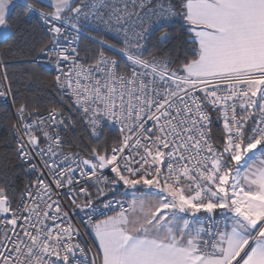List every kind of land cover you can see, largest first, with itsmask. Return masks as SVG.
<instances>
[{
    "label": "snow or ice",
    "instance_id": "6c2138e0",
    "mask_svg": "<svg viewBox=\"0 0 264 264\" xmlns=\"http://www.w3.org/2000/svg\"><path fill=\"white\" fill-rule=\"evenodd\" d=\"M20 6L51 33L40 52L98 139L65 152L71 117L53 107L26 119L39 109L16 105L34 179L19 194L0 186V264H264V0H0V41ZM177 24L183 59L146 49L150 30L163 44ZM88 39L102 46L91 64L76 58ZM7 81L5 68L0 97ZM104 121L119 125L117 142L101 144ZM121 189L106 213L114 202L101 198ZM72 213L94 234L91 261Z\"/></svg>",
    "mask_w": 264,
    "mask_h": 264
},
{
    "label": "trees",
    "instance_id": "16d2710c",
    "mask_svg": "<svg viewBox=\"0 0 264 264\" xmlns=\"http://www.w3.org/2000/svg\"><path fill=\"white\" fill-rule=\"evenodd\" d=\"M17 4L22 5L23 1L16 2L14 5ZM8 23L11 26L13 37L7 41H0V54L7 69L8 83L12 88L13 100L16 101L15 107L21 101H25L29 107L38 108L37 113L53 107L61 109L72 117L74 124V127L68 128L65 132V137L69 141V148L77 151L86 145L90 146L94 140L91 138L89 129L72 110L69 100L59 94L54 71L28 61L40 52L41 47L48 43V36L43 26L38 21L29 22L22 6L13 8ZM167 30L172 33L171 38L162 44L159 40L161 33L158 31L152 38L148 50L156 56L168 55L179 61L183 59L190 47L187 42V33L179 24ZM94 36L109 41L100 34ZM101 47L95 40H84L81 53L89 62H94ZM104 50L107 49L104 47ZM14 124L15 120L11 109L0 103V186H7L10 193L19 194L27 185L29 175L20 166L13 133ZM220 129H222V118L217 120L213 116V138H218ZM119 139L118 132L108 127L100 142L105 145L117 142ZM108 173L111 177L112 174ZM120 194H122L121 190L117 193L109 192L108 197Z\"/></svg>",
    "mask_w": 264,
    "mask_h": 264
},
{
    "label": "built area",
    "instance_id": "2783aa9c",
    "mask_svg": "<svg viewBox=\"0 0 264 264\" xmlns=\"http://www.w3.org/2000/svg\"><path fill=\"white\" fill-rule=\"evenodd\" d=\"M163 2H168V0H163ZM171 2L175 3L176 0H171ZM42 26L44 28V31H45L46 35L48 36V42H49V40L51 39V33L47 31V28L44 25H42ZM145 26H147V22L145 23ZM69 31H71V29H69ZM150 31H151V34L149 35L148 40H147V42L145 44V47H146L147 50L150 47V43H151L152 38L158 32V31H154V30H150ZM95 34H100V35L104 36L105 38L109 39V43H117L116 38L111 33L94 32L93 35H95ZM83 41H82V43L80 44V46L78 48L79 56L76 57V58L82 63L91 64L93 62H89L87 60V58L81 53ZM104 47L107 49L106 46H104ZM106 52H108L109 54H114V53H112V50H110V49H107ZM115 55H118V53H116ZM158 57H163V56H158ZM54 59H55L54 57L45 56L44 54L39 52L35 57L30 58L28 61L31 62L34 65L43 67L45 69L53 70L54 73H55V77H56L60 73L56 69V66H55V63H54ZM63 67H65V69L67 70L68 65L65 64V65H63ZM4 69H5V62L3 61L2 57H1V54H0V72H2ZM7 83H8V81H7ZM57 89H58L59 94L62 97H65V98H67L69 100L72 110L81 118L82 122L85 124V122L83 121L81 115L77 112V110H76V108L74 106V100H73L72 96L67 94L63 90H60L58 87H57ZM0 103H2L5 106H8L11 109L12 113H13L14 120H15V125H16V127L13 130V133H14L15 143H16L17 151H18V143L20 142L19 137L22 135V129H19V120H18V115H17V109L15 107V104L13 103L12 92H10L6 97H0ZM56 109H58V108H56ZM49 110L43 111V112H39V113H35L31 117H25V118L26 119H34L35 116H37V115H39V116H47ZM58 110L61 111L66 118L67 117H71L70 115L64 113L61 109H58ZM71 120H72V117H71ZM67 122L68 121L66 119V123ZM212 125H213V123H212ZM212 125L210 126L211 128H212ZM70 127H74L73 120H72V123L67 128L61 127V130H60V135L63 137L62 143L65 145V148H64L65 152H68L69 150H72V149L69 148V141L65 137V132ZM108 127H111L113 129H115L118 132L119 136H121V134L119 132V125H113L109 121H104L102 126H101V128L99 129V131L101 133V137L99 139L102 138V136L104 134V131ZM89 132H90V130H89ZM91 138L94 141L96 139H98L97 137H92V136H91ZM72 151H75V150H72ZM18 156H19V154H18ZM19 159H20V157H19ZM38 159L39 158L37 157L36 159L32 160L30 163H38ZM20 166L29 175V180H28L27 185L31 184L33 179H34V174L29 171L28 166H26L24 161H22L21 159H20ZM105 172L108 175L109 179H111L108 171L105 170ZM45 178L46 179H50V177H47V176ZM63 191L67 192V189H64ZM62 199L65 201V203H67V198L66 197H62ZM109 199H111L114 202L113 203V207L111 209H104V211L106 213H108V214H114L115 210H116V207H117L115 202L124 199L123 193L118 195V196H110V197L103 198L102 201L106 203ZM96 203L97 204H101V200H97ZM72 215H73V223H75L76 225H78L80 227V232H81L80 239L87 244L86 257L85 258L87 260L91 261V259L95 255L96 251H95V248H94V246L92 244V241L90 239V236H89L91 230L85 228L83 226V224H82V219H85L86 217H84L82 213L81 214L72 213ZM88 249H90V251Z\"/></svg>",
    "mask_w": 264,
    "mask_h": 264
},
{
    "label": "crops",
    "instance_id": "0c3cea01",
    "mask_svg": "<svg viewBox=\"0 0 264 264\" xmlns=\"http://www.w3.org/2000/svg\"><path fill=\"white\" fill-rule=\"evenodd\" d=\"M21 1H23V0H13V5L16 3V2H21ZM121 192L123 193V189H121ZM108 195H109V193H107V195H105L104 197H102L101 198V200L103 199V198H106V197H108ZM89 236H90V239H91V241H92V244H93V246H94V248H95V251H96V246H95V244H96V242H95V237H94V234L90 231V234H89Z\"/></svg>",
    "mask_w": 264,
    "mask_h": 264
},
{
    "label": "rangeland",
    "instance_id": "374dc122",
    "mask_svg": "<svg viewBox=\"0 0 264 264\" xmlns=\"http://www.w3.org/2000/svg\"><path fill=\"white\" fill-rule=\"evenodd\" d=\"M113 175V174H112ZM112 177V176H111Z\"/></svg>",
    "mask_w": 264,
    "mask_h": 264
}]
</instances>
